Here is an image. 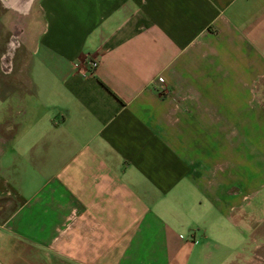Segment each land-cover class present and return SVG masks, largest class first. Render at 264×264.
<instances>
[{
	"label": "crops",
	"instance_id": "0c3cea01",
	"mask_svg": "<svg viewBox=\"0 0 264 264\" xmlns=\"http://www.w3.org/2000/svg\"><path fill=\"white\" fill-rule=\"evenodd\" d=\"M0 2L40 15L28 59L0 51V264H200L233 230L229 264H264L239 192L264 178V0Z\"/></svg>",
	"mask_w": 264,
	"mask_h": 264
},
{
	"label": "rangeland",
	"instance_id": "374dc122",
	"mask_svg": "<svg viewBox=\"0 0 264 264\" xmlns=\"http://www.w3.org/2000/svg\"><path fill=\"white\" fill-rule=\"evenodd\" d=\"M16 8L15 5L0 2V51L8 50L11 47V52H14V64L19 66L29 57L31 41L40 25V15L36 6L31 9L25 7L17 10ZM263 179L261 174L249 183V190H239L240 193H248L255 189V193L251 194L246 203L260 204L261 207L264 205ZM251 236L252 233L248 230H245L244 233H241L240 230H233L230 240H225L224 237L217 241L210 239L206 245H203L202 249L207 257L200 264H229L230 260L236 259L235 254L246 253L248 247H252ZM238 262L243 264L241 257Z\"/></svg>",
	"mask_w": 264,
	"mask_h": 264
},
{
	"label": "built area",
	"instance_id": "2783aa9c",
	"mask_svg": "<svg viewBox=\"0 0 264 264\" xmlns=\"http://www.w3.org/2000/svg\"><path fill=\"white\" fill-rule=\"evenodd\" d=\"M89 63L91 66H94L95 65V62L92 60V59H88Z\"/></svg>",
	"mask_w": 264,
	"mask_h": 264
},
{
	"label": "bare ground",
	"instance_id": "6f19581e",
	"mask_svg": "<svg viewBox=\"0 0 264 264\" xmlns=\"http://www.w3.org/2000/svg\"><path fill=\"white\" fill-rule=\"evenodd\" d=\"M16 11V10H15ZM11 44V43H10ZM12 45V44H11Z\"/></svg>",
	"mask_w": 264,
	"mask_h": 264
}]
</instances>
